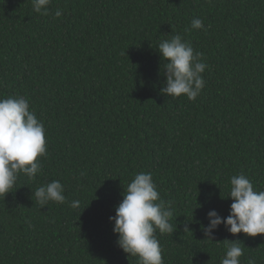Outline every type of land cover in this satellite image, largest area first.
I'll use <instances>...</instances> for the list:
<instances>
[{
  "label": "trees",
  "instance_id": "obj_1",
  "mask_svg": "<svg viewBox=\"0 0 264 264\" xmlns=\"http://www.w3.org/2000/svg\"><path fill=\"white\" fill-rule=\"evenodd\" d=\"M197 17L204 28L191 29ZM177 33L208 66L194 101L160 91L156 47ZM9 96L29 101L47 153L0 196V264H138L109 217L139 172L171 203L173 233L156 232L164 264H221L225 239L239 240L241 264H264V234L202 229L209 210L229 214L233 175L264 190V0H51L46 15L0 0ZM52 180L66 201L41 207L35 189Z\"/></svg>",
  "mask_w": 264,
  "mask_h": 264
},
{
  "label": "clouds",
  "instance_id": "obj_2",
  "mask_svg": "<svg viewBox=\"0 0 264 264\" xmlns=\"http://www.w3.org/2000/svg\"><path fill=\"white\" fill-rule=\"evenodd\" d=\"M31 2L34 12L46 15L51 0ZM61 15V10L57 9L55 16ZM190 27L199 30L204 28V23L198 17L193 18ZM156 50L164 60L166 77V86L160 91L172 97L184 95L194 101L206 83L202 73L208 66L201 60L203 54L195 52L179 33L160 40ZM46 153L44 124L30 110L29 101L22 96L0 98V196L13 191L20 174L34 180L41 172L38 157ZM230 186L229 214L222 218L214 209L209 210L206 214L209 223L202 226L205 236L211 239L220 224L232 234H264V190H254L253 183L243 174L233 175ZM34 195L41 207L50 201H66L59 180L39 186ZM122 195L115 215L109 217L113 233L118 234L117 245L128 255L137 257L138 264H164L156 232L173 233L171 203L161 199L151 172L137 173ZM70 206L78 208L80 201L73 200ZM185 230H189L187 225ZM225 240L226 252L221 264H241L243 249L235 242L239 240ZM248 264H256L255 259L249 258Z\"/></svg>",
  "mask_w": 264,
  "mask_h": 264
}]
</instances>
